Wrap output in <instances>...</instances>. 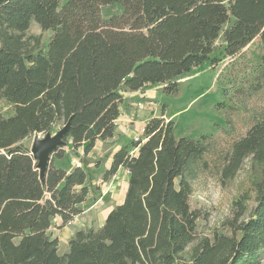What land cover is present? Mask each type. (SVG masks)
<instances>
[{
  "label": "trees",
  "instance_id": "obj_1",
  "mask_svg": "<svg viewBox=\"0 0 264 264\" xmlns=\"http://www.w3.org/2000/svg\"><path fill=\"white\" fill-rule=\"evenodd\" d=\"M106 4L120 11L103 17ZM31 21L50 30L46 45L27 34ZM220 33L224 54L248 68L239 74L227 64L221 81L259 90L264 0H0V264H264V109L219 168L226 180L248 162L254 193L246 218L249 194L234 200L227 232L198 236L200 212L189 203L211 138L176 137L173 120L158 116L147 119L134 151L112 153L102 180L123 168L127 186L103 224L76 230L63 254L49 232L54 218L65 225L82 211L92 188L87 157L114 135L122 93L155 84L176 92L178 77L209 59ZM256 37L262 51L245 58ZM67 122L62 140L79 163L58 166L65 147L53 150L42 180L23 140Z\"/></svg>",
  "mask_w": 264,
  "mask_h": 264
},
{
  "label": "rangeland",
  "instance_id": "obj_2",
  "mask_svg": "<svg viewBox=\"0 0 264 264\" xmlns=\"http://www.w3.org/2000/svg\"><path fill=\"white\" fill-rule=\"evenodd\" d=\"M119 11L116 4L101 6V14L105 18ZM27 34L41 35L42 42L46 45L51 32L31 21ZM223 47L224 41L220 33L209 59L178 77L176 92L167 93L162 89L163 84H155L134 96L123 98L120 108L122 111L133 112V121L123 131L116 127L114 141L98 144L89 153V182L92 183V188L89 197L80 204L82 211L65 225H61L59 217L54 218L49 229L51 235L58 238L60 254L66 250L68 240L76 230L97 229L102 216L120 201L126 174L120 172L117 176L103 181V172L108 167L107 160L122 145H127L134 151L131 146L135 137L141 134L140 128L151 116L163 117L165 121L173 120V133L176 137L199 139L206 135L211 138L208 140L210 145L207 153L203 157L208 167L199 169L196 177L190 180L192 193L189 203L191 208L200 212V217L196 220L198 236L211 237L214 231L227 232L229 222L237 214L234 200L245 192L249 194V199L246 202V213L242 217H247L255 204L248 179L249 163L246 162L233 178L226 180L221 178L219 168L231 144L246 133L264 109V81L259 90L249 92L238 91V86L246 88L248 85L243 80L238 79L233 84L225 85L220 78V71L225 65L236 62L234 68L239 74L245 73L248 68L245 61L237 62L235 57L226 56ZM243 50L245 58L250 56L251 50L262 51L258 46V38ZM226 114L231 120L229 124H225ZM59 129L57 125L49 133L31 134L23 143L30 149L35 140L46 135L53 136ZM60 147H65L66 152L62 158L55 160L56 165L68 169L72 164L79 163L64 143L56 145L54 151Z\"/></svg>",
  "mask_w": 264,
  "mask_h": 264
},
{
  "label": "water",
  "instance_id": "obj_3",
  "mask_svg": "<svg viewBox=\"0 0 264 264\" xmlns=\"http://www.w3.org/2000/svg\"><path fill=\"white\" fill-rule=\"evenodd\" d=\"M68 122L64 124L53 136L46 135L40 140H35L30 148V153L36 160V167L39 170L40 179H44L45 170L49 163L50 155L56 145L63 143L62 136L66 132ZM49 133V132H48Z\"/></svg>",
  "mask_w": 264,
  "mask_h": 264
},
{
  "label": "crops",
  "instance_id": "obj_4",
  "mask_svg": "<svg viewBox=\"0 0 264 264\" xmlns=\"http://www.w3.org/2000/svg\"><path fill=\"white\" fill-rule=\"evenodd\" d=\"M140 92H141V90H138V91H126V92H124V94H123V98H125V97H127V96H134L135 94L140 93ZM145 95H147V94H145ZM133 118H134V116H133V112H131V111H129V110L122 111L121 108H120V115H119V117H118V118L116 119V121H115V129H116V127H119L120 130L123 131L124 128H125V126H126L127 124H131V122L133 121V120H131V119H133ZM114 139H115V132H114V135H113L111 138H108V139H106V140H104V141H102V140L97 141L93 149L97 148L98 144H102V143L107 142V141H114ZM116 149H117V148H116ZM92 151H93V150H92ZM111 155H112V153H111ZM111 155L109 156V158H108V160H107L108 165H109V163H110V161H111ZM120 172H123V173L126 174V180H125L124 190H123L122 194L120 195V201H119V202L122 201L123 196H124V194H125V189H126V186H127V178H128V176H127V171H126L125 169H123V168H120V169L118 170V172H117L115 175L117 176V174H120ZM115 175H114V176H115ZM119 202H118V203H119ZM110 209H111V208H110ZM110 209H108V211L106 212V214L103 215L102 218L100 219V220H101V224H100L99 226H101V225L103 224V222H104V220H105V217H106V215H107V213L109 212ZM65 248H66V250H65L63 253L67 252V247H65ZM58 253H59V252H58ZM63 253H62V254H63ZM59 254H60V253H59Z\"/></svg>",
  "mask_w": 264,
  "mask_h": 264
},
{
  "label": "built area",
  "instance_id": "obj_5",
  "mask_svg": "<svg viewBox=\"0 0 264 264\" xmlns=\"http://www.w3.org/2000/svg\"><path fill=\"white\" fill-rule=\"evenodd\" d=\"M140 131H141V134H142V132H143V126L140 128ZM141 134H140V135H141ZM140 135H139V136H140ZM139 136H136V137H135V140H137V139L139 138Z\"/></svg>",
  "mask_w": 264,
  "mask_h": 264
}]
</instances>
